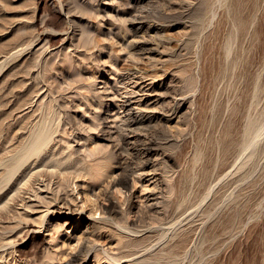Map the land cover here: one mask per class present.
I'll use <instances>...</instances> for the list:
<instances>
[{
	"label": "rangeland",
	"instance_id": "obj_1",
	"mask_svg": "<svg viewBox=\"0 0 264 264\" xmlns=\"http://www.w3.org/2000/svg\"><path fill=\"white\" fill-rule=\"evenodd\" d=\"M109 1L93 2V6H88L89 11L74 10L81 13H76L77 17L88 15L76 26H89L97 41L95 44H99L94 50L90 41L86 44V37L77 35L78 38L63 41L62 31L69 25L47 1L0 0V264H19L14 262L15 257L21 259L20 264H42L45 248L50 249L49 264H65L76 252L73 246L78 239L85 238L81 222L88 226L87 218L80 219L76 227L69 222L48 246L52 232L42 229L32 239L26 237L23 222H35L38 212L44 209L33 211V217H26L20 223L14 216L18 205L11 202L7 210L1 208L7 198L6 191L18 178L16 174L7 182L3 169L13 151L21 146L30 128L29 122L40 116L45 119L50 112L56 114L52 124L58 126L53 136L57 156L81 149L82 141L85 146L106 143L108 130H89V135L83 131L86 127L82 125L87 124L91 115L84 112V101L79 94L83 93V88L84 92L92 88L102 91L104 82L107 89L112 90L123 85L113 82L115 76L111 74L108 54L117 46H112L106 36L110 28L119 31L118 25L105 17L103 20L94 17V10L90 11L91 7L95 9L94 5L105 3L115 17L118 9ZM189 1L191 7L183 14L160 19L171 25L167 30L171 41L160 44L157 50L161 51V56L154 55L171 67L163 81L168 82L186 106L178 120H174L176 123H171L177 126L158 136V140L165 143L163 162L156 170L146 169L141 182L136 184L131 199L140 207L127 215V221H136L139 233L132 236L141 240L139 249L149 247L147 253L157 254L154 264H264V0ZM6 7H11L14 13ZM42 19L47 22L46 32L39 38ZM76 29L79 31V27ZM101 38L105 39L104 43ZM158 42L154 39V44ZM77 46L80 48H75ZM67 49L71 54L64 60ZM96 63H100L99 67ZM93 77L96 78L92 82ZM137 85L136 89L140 86ZM52 97L59 99L55 102L60 109L52 108ZM40 99L48 106L40 108ZM257 131L261 135L254 141L252 136ZM143 186L149 192L153 188L162 189L164 203L157 208H145L152 201L146 202L144 196L148 191L141 192ZM84 187L81 184L78 188L81 194ZM94 188L100 194L99 203L107 204L106 182L101 181ZM68 191L71 194L70 188ZM110 191L113 192V188ZM121 193L115 189L112 193L119 203ZM94 216L99 219L102 215L98 211ZM91 238L98 240L97 247L101 243H108L105 247L122 245H117V237L111 234L109 227ZM95 258L87 256L86 264L96 261ZM99 264L109 263L102 258ZM116 264H128V261L123 258Z\"/></svg>",
	"mask_w": 264,
	"mask_h": 264
},
{
	"label": "bare ground",
	"instance_id": "obj_2",
	"mask_svg": "<svg viewBox=\"0 0 264 264\" xmlns=\"http://www.w3.org/2000/svg\"><path fill=\"white\" fill-rule=\"evenodd\" d=\"M45 1L51 5L52 10L59 12L69 25L68 29L62 31L63 41L66 39L69 40V37H77L78 35L80 38L86 37V44L90 41L92 48L99 47V44H95L96 39L93 37L94 34H91L88 25L76 26V23L82 21L85 15L82 14L84 15L82 18L77 17L75 16L76 13L80 12L74 11L77 8H83L89 11L88 6H93L92 3L98 0ZM115 1L116 0L109 1L110 3H114V8L118 9L114 12L115 17L108 10L107 7L109 6H105V3L103 6L100 4L94 5L95 9L91 7L90 11L94 10V17L99 19H104L105 17L107 20H110V22L118 25L119 31L110 28L107 30L108 33H106V36L107 39L111 40L109 43L112 46H117V48H114L115 51L110 50L108 54V56L111 57V67L109 66L111 74L115 76L113 82L123 85L118 90H112L111 87L107 89V85L104 82L105 87L102 91L92 88V91L85 89L87 91L84 92L83 88L81 90L83 93L79 94L84 101V112L91 115V119L87 121V124L85 126L82 125L86 127V129L83 128V131L88 134L89 130L96 131L98 128H101V130H108L109 135L106 143L85 146V143L82 141L81 149H73L68 155L57 156L55 150L57 145L53 136L54 133L57 132L58 126L52 124L56 114L49 111V116H45L47 118L41 119L40 117L42 116H40L39 119L29 122L30 128L26 131L21 146L17 150L15 149V151L12 149L14 153L10 158V162L8 161L9 163L6 164L3 169V176L6 178L7 182L11 181L16 174L18 178L16 182L11 185L12 187H9V190L6 191L5 197L7 198L6 201L4 200L3 204L1 203V208H6L7 210V208L12 205L11 202L18 205L15 206L19 208H16L17 210H15L14 216L20 219V223L22 220L24 221L26 217H33V211L37 212L39 209H44L38 212L39 214H37L35 222H23L22 229L27 232L26 237L32 239L40 233L42 229L44 232H52L49 235V241L47 240L46 246H48L51 245L52 241L57 239L58 233L64 230L65 225L69 222H73V226L75 227L80 219L87 218L90 222L88 226L81 222L83 236H85V238L78 239L76 245L73 246L76 252L71 255L69 261L65 264H86L87 256L96 257V261H93L91 264H99L102 258H105L109 264H116L123 258L127 259L128 264H154L157 254L155 252L147 253L149 247L147 250L139 249L141 240L132 236L133 234L139 233L135 228L136 221L128 223L127 215L132 213L138 206L140 207L139 204H134L131 198L134 196L133 189L137 187V183L141 182L143 174L146 173L145 170L150 167H153L154 170L156 166H160L163 162L162 153L165 150V143L158 140V136L171 132L172 129L177 126L171 123L179 117V113L182 112L184 106H186L185 103L177 97L178 94L175 90L170 88L168 82L166 83L163 81V79L170 74L169 69L171 67L168 68V64L162 60L163 58L160 59L162 53L161 51L158 52L159 50L157 49L161 46L160 44H169L171 41V35L167 33L171 25L160 22V19H170L172 14H183L191 7L192 2L189 0H120L118 2L117 0L116 3ZM7 5L10 6V4ZM19 7L22 6H18L17 8ZM3 9L5 10V8ZM10 12L14 13L12 10ZM77 15L79 16V14ZM18 20L21 19L18 18ZM90 21L92 22V20ZM43 22L44 20L39 26V38L46 32L45 28L47 22ZM76 27H79V31H77ZM151 32H154V34L149 35ZM154 39H158L159 42L154 44ZM103 40L105 39H102L101 42H103ZM33 43L34 42L29 46H32ZM85 46L86 45L83 47ZM75 48L78 49L80 47L77 46ZM40 50L43 51L42 49ZM69 50L68 53H64V60L71 54ZM156 54L160 55L159 58L154 56ZM163 54H165V51ZM113 56L116 60H114ZM83 57L84 56L81 58ZM80 62H83L82 59ZM79 77L80 76L76 78ZM94 78L96 77L91 79L92 82ZM156 81H160V83ZM71 82L72 81H70V83ZM137 84L140 85L138 89L135 87ZM185 98L186 97L183 99ZM58 100L57 98H53L52 100V108H54V110L60 109L58 102H55ZM40 101L42 100L40 99ZM45 104H47V102L42 101L40 108L45 106ZM75 105H77V103H75ZM81 107L82 106H80V108ZM113 110H115L114 114H112ZM110 118L113 119L110 120ZM176 121L174 122L176 123ZM64 127L65 126H63V128ZM68 135H70V133H68ZM260 135V131L255 132L252 136L253 140L257 141ZM101 181L106 182L107 186L104 193L105 196H107L105 197L107 200V204L105 205L99 203L98 198L100 194L95 192L94 188V185H98ZM81 184L85 185L82 189V194L78 190ZM131 185L132 190H130ZM69 188L71 194H69ZM112 188L113 192L110 191ZM114 189L115 192H123L121 193V203L113 199L112 193H114ZM146 189L147 188L144 187L139 190L145 192L144 190ZM146 191H148V189ZM164 193L162 189L156 191V189L154 190L153 188L152 191H148L144 197L147 203L150 201H152V203L150 202L145 205V208H157V205H162L166 200L164 197L165 195L163 196ZM98 211L102 215L99 219L94 216L95 212ZM73 215L75 216L74 219L72 218ZM54 219L56 221H52ZM104 227H109L111 234L117 237V245L122 244L121 247L123 248L120 246L119 248L112 246L105 247L108 243H101L100 247H97L95 242L98 240L96 238L92 239L91 236L101 231ZM55 233L57 234L56 236H54ZM65 235H68V233H65ZM119 241L122 242L120 243ZM10 242H12V240ZM48 249L49 248L44 249L45 253L43 259L45 260H43L42 264H49L48 259L51 258V256L50 249L49 252ZM138 253L141 254L133 258ZM14 262H19L20 264L21 259L15 257Z\"/></svg>",
	"mask_w": 264,
	"mask_h": 264
}]
</instances>
